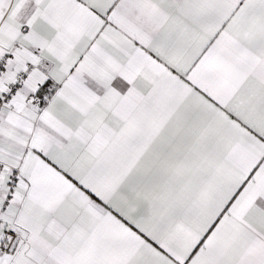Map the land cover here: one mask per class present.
Wrapping results in <instances>:
<instances>
[{"label":"snow or ice","instance_id":"6c2138e0","mask_svg":"<svg viewBox=\"0 0 264 264\" xmlns=\"http://www.w3.org/2000/svg\"><path fill=\"white\" fill-rule=\"evenodd\" d=\"M0 264H264V0H0Z\"/></svg>","mask_w":264,"mask_h":264}]
</instances>
